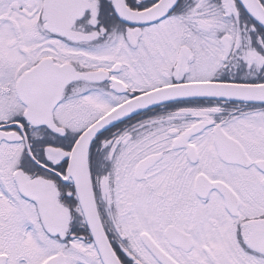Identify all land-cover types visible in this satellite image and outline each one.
<instances>
[{
  "label": "snow or ice",
  "instance_id": "1",
  "mask_svg": "<svg viewBox=\"0 0 264 264\" xmlns=\"http://www.w3.org/2000/svg\"><path fill=\"white\" fill-rule=\"evenodd\" d=\"M0 264H264V0H0Z\"/></svg>",
  "mask_w": 264,
  "mask_h": 264
}]
</instances>
